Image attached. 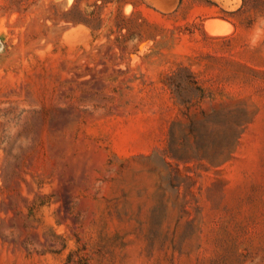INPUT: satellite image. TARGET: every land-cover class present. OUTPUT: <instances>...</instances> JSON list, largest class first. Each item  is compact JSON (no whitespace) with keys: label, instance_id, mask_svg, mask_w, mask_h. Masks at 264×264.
<instances>
[{"label":"rangeland","instance_id":"obj_1","mask_svg":"<svg viewBox=\"0 0 264 264\" xmlns=\"http://www.w3.org/2000/svg\"><path fill=\"white\" fill-rule=\"evenodd\" d=\"M72 3L0 0V264H264V0Z\"/></svg>","mask_w":264,"mask_h":264},{"label":"trees","instance_id":"obj_2","mask_svg":"<svg viewBox=\"0 0 264 264\" xmlns=\"http://www.w3.org/2000/svg\"><path fill=\"white\" fill-rule=\"evenodd\" d=\"M76 1L77 0H73L71 8L68 10L67 13L64 14L65 18L67 20L74 22V23L82 22V23L86 24L87 26H90L89 24L91 22L90 20L93 18V16H92L93 12H91L88 15L81 12V11L80 12H74V9L76 7V4H75ZM99 1L101 2L102 5H106L107 3L112 2V0H99Z\"/></svg>","mask_w":264,"mask_h":264},{"label":"bare ground","instance_id":"obj_3","mask_svg":"<svg viewBox=\"0 0 264 264\" xmlns=\"http://www.w3.org/2000/svg\"><path fill=\"white\" fill-rule=\"evenodd\" d=\"M230 35V34H229Z\"/></svg>","mask_w":264,"mask_h":264}]
</instances>
